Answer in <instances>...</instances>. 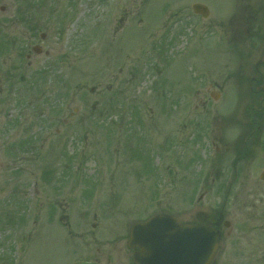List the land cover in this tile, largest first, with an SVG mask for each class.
Instances as JSON below:
<instances>
[{
    "label": "rangeland",
    "instance_id": "obj_1",
    "mask_svg": "<svg viewBox=\"0 0 264 264\" xmlns=\"http://www.w3.org/2000/svg\"><path fill=\"white\" fill-rule=\"evenodd\" d=\"M197 1L208 19L193 13ZM241 1L0 0V82L24 77L0 93V264L113 257L154 213L218 211L227 189L202 197L205 127L245 94L227 83L214 101L204 86L244 63L224 34ZM11 45L32 55L13 75ZM240 46L250 61L249 43ZM237 192L229 203L241 216L251 197Z\"/></svg>",
    "mask_w": 264,
    "mask_h": 264
},
{
    "label": "flooded vegetation",
    "instance_id": "obj_2",
    "mask_svg": "<svg viewBox=\"0 0 264 264\" xmlns=\"http://www.w3.org/2000/svg\"><path fill=\"white\" fill-rule=\"evenodd\" d=\"M241 2H244L243 8L235 12L231 20L233 25L226 32L221 23H216L214 28L217 33L220 32L222 35L224 32L226 36L231 34L230 38L234 41V45L227 51H234L236 54L240 50L242 58L245 59L244 63L241 64L237 72L226 74L223 80L211 81L208 77L206 86H204L213 100L214 97H220L222 92L227 89L225 86L227 83L232 85L230 88L232 92L238 93L237 96H241L242 92L245 94L242 98L245 99L244 104H239L237 108L222 110V117L219 114L213 115L209 121L210 126L205 127L207 128L204 136L207 144L205 149L208 151L207 154L211 153L212 156L209 158L205 154L204 158L205 166L208 169L202 180L203 200L209 190L227 189L226 198L219 206L220 208L218 207V211L211 209L210 205L201 209L206 214V221L220 233L217 250L208 264H264V0L256 3L257 5L252 4L251 0H242ZM4 8L0 7L2 11ZM243 42H248L251 48L250 61L246 59V55L243 54L245 52L240 46ZM12 46L11 54L15 53L13 58L20 65V67L12 65L6 68L13 75L17 68L23 70L27 67L23 64L26 63V60H28L27 64L31 65L32 55L29 53L24 55L23 51L17 55L16 46L13 48ZM32 49L34 48L32 47ZM39 51L42 52V49ZM246 62H248V67L250 66L249 69L251 68L249 73L246 71ZM23 78V74L16 75L14 81L11 80L9 83L6 78L4 85L0 82V93L11 95L16 91L12 85L17 79ZM238 117L239 119L243 117V119L237 125L236 118ZM71 121L73 123L71 130H75L73 127L78 121ZM64 122H70V120H64ZM72 134L74 133L72 132ZM217 156L218 160H216ZM211 168L218 169L217 178L208 175ZM60 186L61 182L56 188L59 189ZM234 191H238L237 197L241 192L244 193V197L248 199L251 197L249 200L251 204L248 208L240 210L242 211L241 216H239L238 207L235 205L236 201L232 206L229 203L231 193ZM249 201L246 203L248 204ZM226 210L233 216L226 218ZM197 213L198 211L195 216L186 219L184 223L195 225L199 221ZM61 218H66V216ZM235 221L239 226L237 231L233 225ZM65 225L68 227L69 222L67 221ZM137 250H132L127 246L125 251L108 254L113 257L105 256L104 258L102 255L100 258L88 260L99 264H111L112 260L121 257L123 260L121 264H135L133 256Z\"/></svg>",
    "mask_w": 264,
    "mask_h": 264
},
{
    "label": "water",
    "instance_id": "obj_3",
    "mask_svg": "<svg viewBox=\"0 0 264 264\" xmlns=\"http://www.w3.org/2000/svg\"><path fill=\"white\" fill-rule=\"evenodd\" d=\"M199 8L206 15V7L194 5ZM217 241L218 233L204 225L202 217L198 225L188 226L172 215L158 214L132 226L128 246L140 249L134 255L137 264H207Z\"/></svg>",
    "mask_w": 264,
    "mask_h": 264
}]
</instances>
